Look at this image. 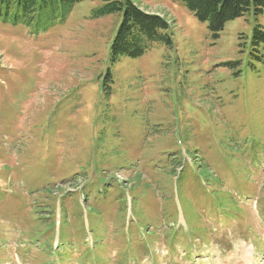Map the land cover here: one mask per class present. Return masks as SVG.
I'll return each instance as SVG.
<instances>
[{
	"label": "rangeland",
	"instance_id": "374dc122",
	"mask_svg": "<svg viewBox=\"0 0 264 264\" xmlns=\"http://www.w3.org/2000/svg\"><path fill=\"white\" fill-rule=\"evenodd\" d=\"M131 1L169 43L112 60L105 0L0 19V264H264V9Z\"/></svg>",
	"mask_w": 264,
	"mask_h": 264
},
{
	"label": "trees",
	"instance_id": "16d2710c",
	"mask_svg": "<svg viewBox=\"0 0 264 264\" xmlns=\"http://www.w3.org/2000/svg\"><path fill=\"white\" fill-rule=\"evenodd\" d=\"M82 0H0V19L13 24L47 27L56 19H64L72 7ZM182 2L208 28L217 34L227 21L242 17L253 9L255 15L264 9V0H175ZM122 12V20L110 46V57H138L152 41L170 42L167 21L145 12L131 0H105L97 15ZM256 36L264 32L256 27Z\"/></svg>",
	"mask_w": 264,
	"mask_h": 264
},
{
	"label": "bare ground",
	"instance_id": "6f19581e",
	"mask_svg": "<svg viewBox=\"0 0 264 264\" xmlns=\"http://www.w3.org/2000/svg\"><path fill=\"white\" fill-rule=\"evenodd\" d=\"M259 218H260V217H259ZM245 247H246V246H245ZM246 251H249V252H250L251 250H250V248H249V249H246ZM238 256H239V255H238ZM241 256H242V255H241Z\"/></svg>",
	"mask_w": 264,
	"mask_h": 264
}]
</instances>
